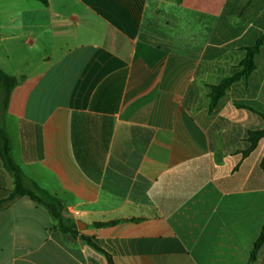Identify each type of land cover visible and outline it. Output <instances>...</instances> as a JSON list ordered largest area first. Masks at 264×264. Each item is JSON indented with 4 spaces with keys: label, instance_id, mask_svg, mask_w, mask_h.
<instances>
[{
    "label": "crops",
    "instance_id": "1",
    "mask_svg": "<svg viewBox=\"0 0 264 264\" xmlns=\"http://www.w3.org/2000/svg\"><path fill=\"white\" fill-rule=\"evenodd\" d=\"M0 0L12 157L78 234L20 198L0 264H247L264 226V0ZM0 188L13 179L0 161ZM119 221L95 228V223ZM253 264H264V243Z\"/></svg>",
    "mask_w": 264,
    "mask_h": 264
},
{
    "label": "trees",
    "instance_id": "2",
    "mask_svg": "<svg viewBox=\"0 0 264 264\" xmlns=\"http://www.w3.org/2000/svg\"><path fill=\"white\" fill-rule=\"evenodd\" d=\"M45 3L44 0H40ZM180 1V0H176ZM264 44V37H261L253 47L245 49V57L239 63L237 67V72L231 76L223 79L218 85L209 87L210 94V104L209 109L213 110L217 103L230 87L242 79H247L255 69L254 58L259 53L260 49ZM19 80L13 76L7 75L0 69V161L2 167L6 172H8L13 179V189L6 190L0 188V212L4 207L10 205L15 200L20 198H28L35 204L43 207L48 211L52 218L56 221V228L61 233H69L71 235L78 234L76 226L64 219L62 216L63 204L62 202L48 194L46 191L40 189L33 181L26 178L21 168L15 163L12 157V143L10 136L5 129V113L8 107L9 98L11 92L16 86H18ZM264 138V130L251 132L248 136L249 147L244 155L251 153L257 146V143ZM119 221L108 222V223H95L93 226L95 228H107L115 226ZM82 242L87 246L92 248L95 252L102 255L106 260L107 264H115L112 257L100 249L91 238L81 237ZM264 243V226L262 228L261 235L259 239L253 246L250 253V258L247 264H253L258 250Z\"/></svg>",
    "mask_w": 264,
    "mask_h": 264
}]
</instances>
